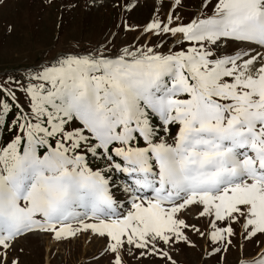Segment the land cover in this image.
<instances>
[{"label": "snow or ice", "instance_id": "1", "mask_svg": "<svg viewBox=\"0 0 264 264\" xmlns=\"http://www.w3.org/2000/svg\"><path fill=\"white\" fill-rule=\"evenodd\" d=\"M184 6L171 0L142 44L58 53L0 82V264L35 234L91 235L95 264H176L189 231L204 264L233 250L264 264V0H200L186 23Z\"/></svg>", "mask_w": 264, "mask_h": 264}, {"label": "rangeland", "instance_id": "2", "mask_svg": "<svg viewBox=\"0 0 264 264\" xmlns=\"http://www.w3.org/2000/svg\"><path fill=\"white\" fill-rule=\"evenodd\" d=\"M170 3L171 0H0V82L9 75L19 79L25 68L50 61L58 53L91 51L100 46L116 52L126 45L142 44L144 40L136 38L143 26L154 16L164 19L171 11ZM199 3L200 0H184L185 6L177 13L185 23ZM125 23L136 30L126 32ZM170 46L171 41L163 50ZM188 223L204 230L195 209ZM188 235L195 247L180 243L170 255L176 264H204L208 259L204 240L191 231ZM261 239L264 238L257 237ZM237 241L243 243L239 237ZM99 250L100 243L89 234L63 241L35 234L17 241L12 257H18L20 264H46V259L47 264H95L91 258L95 255L99 259ZM222 255L225 259L220 264H235V250ZM126 260L127 264H163L158 258ZM100 264L105 262L100 260Z\"/></svg>", "mask_w": 264, "mask_h": 264}, {"label": "bare ground", "instance_id": "3", "mask_svg": "<svg viewBox=\"0 0 264 264\" xmlns=\"http://www.w3.org/2000/svg\"><path fill=\"white\" fill-rule=\"evenodd\" d=\"M47 262H48V259H46V264H47Z\"/></svg>", "mask_w": 264, "mask_h": 264}]
</instances>
